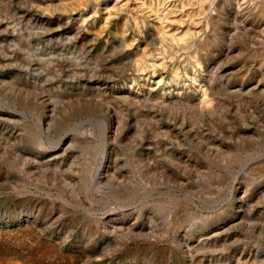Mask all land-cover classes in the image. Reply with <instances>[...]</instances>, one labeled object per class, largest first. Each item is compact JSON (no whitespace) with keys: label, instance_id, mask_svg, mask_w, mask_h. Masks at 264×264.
<instances>
[{"label":"rangeland","instance_id":"rangeland-1","mask_svg":"<svg viewBox=\"0 0 264 264\" xmlns=\"http://www.w3.org/2000/svg\"><path fill=\"white\" fill-rule=\"evenodd\" d=\"M8 263L264 264V0H0Z\"/></svg>","mask_w":264,"mask_h":264},{"label":"bare ground","instance_id":"bare-ground-1","mask_svg":"<svg viewBox=\"0 0 264 264\" xmlns=\"http://www.w3.org/2000/svg\"><path fill=\"white\" fill-rule=\"evenodd\" d=\"M208 3H210V2H208ZM209 5V4H208ZM100 29V28H99ZM204 100V99H203ZM205 102V101H204ZM207 102V101H206ZM8 264H16V263H8Z\"/></svg>","mask_w":264,"mask_h":264}]
</instances>
